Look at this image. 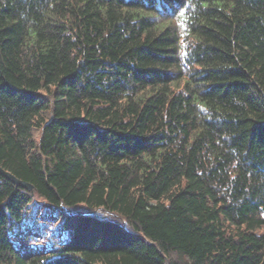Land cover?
Wrapping results in <instances>:
<instances>
[{
    "label": "trees",
    "instance_id": "trees-1",
    "mask_svg": "<svg viewBox=\"0 0 264 264\" xmlns=\"http://www.w3.org/2000/svg\"><path fill=\"white\" fill-rule=\"evenodd\" d=\"M0 167V264H264V0H0Z\"/></svg>",
    "mask_w": 264,
    "mask_h": 264
},
{
    "label": "rangeland",
    "instance_id": "rangeland-1",
    "mask_svg": "<svg viewBox=\"0 0 264 264\" xmlns=\"http://www.w3.org/2000/svg\"><path fill=\"white\" fill-rule=\"evenodd\" d=\"M29 209V213L34 212V215H30L32 223H27L26 225L34 226L32 230H28L27 234H35L34 237H36L35 241L36 243L30 244V241L27 240H20L19 246L23 247L26 251H32L33 249H37L41 251L45 249L44 244H40L38 242L44 241L47 242L45 237L46 236H59L64 237L66 235V229L63 228L62 224L65 221V214L63 212H58L57 217H54L53 210H56L51 205L46 204L43 200L38 201L36 203L35 201L32 203V206ZM49 206V207H48ZM39 210H41L39 212ZM27 229V227H25ZM32 246V247H30Z\"/></svg>",
    "mask_w": 264,
    "mask_h": 264
},
{
    "label": "water",
    "instance_id": "water-1",
    "mask_svg": "<svg viewBox=\"0 0 264 264\" xmlns=\"http://www.w3.org/2000/svg\"><path fill=\"white\" fill-rule=\"evenodd\" d=\"M0 172H1L5 177H7L8 179H10V180H12L13 182H15L17 185H20V186H23V187L29 188V189H31L32 192H34V186H33L31 183L19 179L17 176H15V175L12 174L11 172H9V171L3 169L2 167H0Z\"/></svg>",
    "mask_w": 264,
    "mask_h": 264
},
{
    "label": "bare ground",
    "instance_id": "bare-ground-1",
    "mask_svg": "<svg viewBox=\"0 0 264 264\" xmlns=\"http://www.w3.org/2000/svg\"><path fill=\"white\" fill-rule=\"evenodd\" d=\"M193 14V13H192ZM206 14H204V16H205ZM214 19V18H213ZM191 20V19H190ZM105 56V55H104ZM32 57V56H31ZM83 57V56H82ZM113 80V79H112ZM51 91V90H50ZM40 97V96H39ZM54 102V101H53ZM252 187V186H251ZM106 216V215H105ZM70 219V218H69Z\"/></svg>",
    "mask_w": 264,
    "mask_h": 264
}]
</instances>
